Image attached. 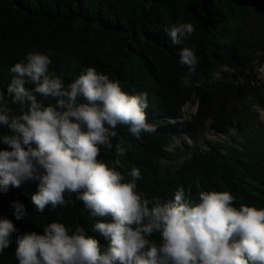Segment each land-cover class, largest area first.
I'll list each match as a JSON object with an SVG mask.
<instances>
[{"label": "trees", "instance_id": "16d2710c", "mask_svg": "<svg viewBox=\"0 0 264 264\" xmlns=\"http://www.w3.org/2000/svg\"><path fill=\"white\" fill-rule=\"evenodd\" d=\"M178 22L195 27L185 43L199 64L187 85L188 68L180 64L185 45H173L166 32ZM29 51L49 54L50 71L66 82L91 66L129 93L148 92L149 122L157 131L137 139L120 126L114 143L123 142L125 167L141 169L139 187L150 197L170 198L178 186L191 185L193 195L230 191L237 205L264 207V85L252 74L254 61L264 58V0H0V89ZM188 106L195 112L180 123ZM205 126L229 141L187 145L190 152L178 164L172 140L195 139ZM35 192L26 182L0 195V218L13 219L20 233H42L53 220L82 225L105 243L91 232L95 221L81 202L34 213ZM17 199L28 220H14L9 202ZM14 252L13 244L0 264H18Z\"/></svg>", "mask_w": 264, "mask_h": 264}, {"label": "clouds", "instance_id": "9594fccd", "mask_svg": "<svg viewBox=\"0 0 264 264\" xmlns=\"http://www.w3.org/2000/svg\"><path fill=\"white\" fill-rule=\"evenodd\" d=\"M166 32L173 45H185L187 85L199 64L185 43L195 27L178 22ZM52 63L49 54L29 51L0 89V195L31 182L34 213L81 202L95 221L91 232L105 243L82 225L53 220L42 233H20L3 217L0 256L14 244L18 264H264V207L237 205L230 191L193 195L191 185L170 198L150 197L139 187L141 169L125 167L127 149L114 143L118 128L137 139L157 131L148 92L129 93L91 66L66 82ZM9 205L15 221L28 220L23 202Z\"/></svg>", "mask_w": 264, "mask_h": 264}, {"label": "rangeland", "instance_id": "374dc122", "mask_svg": "<svg viewBox=\"0 0 264 264\" xmlns=\"http://www.w3.org/2000/svg\"><path fill=\"white\" fill-rule=\"evenodd\" d=\"M257 81L255 82L257 85H264V58L263 60L257 58L253 63V73H252ZM194 109L191 106L186 107L185 109V117L180 120V123L185 122L187 119H190V115L194 113ZM263 117V116H262ZM222 139L223 141H229V138H219L218 136L214 135L208 127H204L202 129L199 128L198 134L196 135L195 139L188 138L187 136H183L180 138H174L171 142L170 149L173 151V154L177 155L178 164H180L185 157L188 156L190 149H187V145L190 147H198L202 148L206 145L207 142H215Z\"/></svg>", "mask_w": 264, "mask_h": 264}]
</instances>
